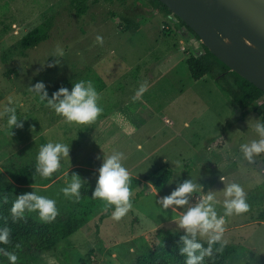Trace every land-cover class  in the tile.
<instances>
[{
    "label": "rangeland",
    "instance_id": "rangeland-1",
    "mask_svg": "<svg viewBox=\"0 0 264 264\" xmlns=\"http://www.w3.org/2000/svg\"><path fill=\"white\" fill-rule=\"evenodd\" d=\"M172 19L173 14L167 17L154 10L150 0H0V212L10 211L19 195L35 192L55 201L56 215L78 213L88 201L83 192L94 195L97 178L76 170L82 181L78 194L65 193L73 176L65 172L70 165L97 166L117 150L129 169L164 144L137 172L151 174L152 168L166 166L174 176L165 196L185 180L201 186L189 196L188 205L175 211L184 212L213 193L217 215L225 221L221 238L214 243L236 248L224 264H264V152L248 159L240 150L241 144L260 138L255 132L260 117L254 108L238 110L212 78L192 81L186 66L189 45L177 35ZM37 28H43L49 39L26 48L23 39ZM152 65L155 68L149 70ZM80 80L91 81L98 95L103 91L98 103L106 109L128 100L133 101L131 109L143 106L133 97L146 84L142 96L150 110L138 109L119 131L111 125L103 130L109 133L107 151H92L95 139L81 138L77 151L61 158L62 170L47 176L39 173L32 186L18 184L12 173L37 164L40 149L34 147V132L39 134L43 127L31 128L35 120L43 115L41 122L51 125L50 135L67 126L62 115L39 99L34 85L43 82L50 99L59 88L71 89ZM34 105L42 111L33 110ZM8 109H15L22 127L8 124ZM184 123L190 126L185 139L173 138L172 131L176 126L185 130ZM59 137L52 142L67 143L66 137ZM212 138L218 144L208 149ZM230 183L243 189L246 212L225 215L223 191ZM136 195L129 193L134 201L128 200L122 216L114 218L113 211L103 222L100 217L108 203L97 197L96 215L86 226L46 252L20 256L22 264H47L49 257L58 264H131L152 252L160 230L185 235L178 222H170L178 217L173 206L164 208L162 198L153 194L138 200ZM30 212L43 220L38 211Z\"/></svg>",
    "mask_w": 264,
    "mask_h": 264
},
{
    "label": "clouds",
    "instance_id": "clouds-1",
    "mask_svg": "<svg viewBox=\"0 0 264 264\" xmlns=\"http://www.w3.org/2000/svg\"><path fill=\"white\" fill-rule=\"evenodd\" d=\"M100 40V37H97ZM147 90L146 84H141L133 99H138ZM33 91L39 95V99L47 101V106L54 109L56 113L66 118L68 122L78 125H86L97 119L102 113L103 107L98 101L100 97L91 81L80 80L73 84L71 89L61 87L52 97L48 98V92L43 82L34 85ZM11 115L8 117L10 126L17 125L15 109H8ZM22 127V125H17ZM255 132L259 139H252L249 143L240 145L244 156L251 159L254 154L264 152V123L257 122ZM69 145L63 142H49L40 147L37 157V171L42 175H49L60 167L61 158L69 155ZM129 173L122 164V153L111 150L106 155L98 169V178L94 195L108 204L116 205L114 218H119L128 209L129 197ZM81 179L73 174L65 193L78 194L81 187ZM192 180H185L168 195L162 198L160 203L164 208L173 206L183 208L189 204V196L200 190ZM223 206L225 215L243 213L248 210L243 189L236 183L228 184L223 191ZM215 195L209 192L200 198L199 202L187 209L177 217L179 226L184 229L185 235L180 237L179 252L185 257L184 264H202L205 257L213 255V244L219 241L224 231V218L218 217L215 208ZM38 211L41 218L52 220L56 216L55 201L48 199L35 192L21 194L15 200L11 213L13 219L22 218L25 210ZM11 230L7 227H0V245L10 243ZM199 237V238H198ZM206 238L207 247L201 242ZM19 248V245H16ZM219 251V249H217ZM0 264H22L16 251H9L0 247ZM47 264H58L55 257H49Z\"/></svg>",
    "mask_w": 264,
    "mask_h": 264
},
{
    "label": "trees",
    "instance_id": "trees-1",
    "mask_svg": "<svg viewBox=\"0 0 264 264\" xmlns=\"http://www.w3.org/2000/svg\"><path fill=\"white\" fill-rule=\"evenodd\" d=\"M150 3L154 10L163 12L167 17L172 15L171 10L159 0H150ZM171 21L175 26L177 35L189 45L186 66L192 81L200 83L212 78L238 110L246 111L254 108V113L260 117V122L264 123V91L221 62L201 42L199 35L180 18L174 16ZM48 39V33L43 28H37L23 39V43L26 48H33ZM217 144L215 143V145ZM39 173L37 164L32 163L17 169L12 173V177L20 185L32 186L36 184ZM150 178L148 177L146 180ZM171 178V171L163 172L152 187L144 184L135 199L149 196L154 191L161 193ZM141 184L142 182L138 180L131 181L128 184L129 193ZM83 196L87 197L88 201L81 205L78 213L69 212L63 216L56 215L52 220H40L27 209L22 218L15 220L11 210L0 212V227L7 226L11 230L10 243L0 245V247H5L9 251H16L19 257L28 256L46 252L60 241L70 238L96 215L97 202L100 200L89 190L84 191ZM115 209L116 205L108 204L106 212L100 217V222L110 218ZM181 236L183 234L160 230L155 236L152 252L135 259L131 264H184L185 257L179 252ZM201 242L207 247V242ZM16 245H19V248ZM235 251L236 248L233 246L214 243L213 255L205 257L202 264H224L227 259L234 255ZM4 259L0 257V260ZM5 264H7L6 260Z\"/></svg>",
    "mask_w": 264,
    "mask_h": 264
},
{
    "label": "water",
    "instance_id": "water-1",
    "mask_svg": "<svg viewBox=\"0 0 264 264\" xmlns=\"http://www.w3.org/2000/svg\"><path fill=\"white\" fill-rule=\"evenodd\" d=\"M221 62L264 91V0H159Z\"/></svg>",
    "mask_w": 264,
    "mask_h": 264
},
{
    "label": "crops",
    "instance_id": "crops-1",
    "mask_svg": "<svg viewBox=\"0 0 264 264\" xmlns=\"http://www.w3.org/2000/svg\"><path fill=\"white\" fill-rule=\"evenodd\" d=\"M153 68H155L154 65H152L149 68V70H152ZM202 82H204V81H202ZM106 92L107 91H104V99L105 100H106L105 97H107ZM101 94H103V91H101L99 93L100 98H101ZM104 99H102V103H105ZM136 100L140 101L143 104V106H139L138 107L139 111H142L143 109L144 110L147 109L148 111L150 110V107L148 106V101L143 100V96L142 95H141V97H139ZM106 102H107V100H106ZM132 102H133L132 100H130V101L128 100L126 102L125 101H121V102L118 101V102H116L114 104V106H112V108H107L106 109L105 107H103V111L97 117L96 121L95 122H91V123L86 124V125H78V124H75V123L67 121L66 122L67 123L66 129H61L60 128L61 131H60V133L58 135H55V133L50 135L47 132V131H49L48 128H50L51 125L49 126L46 123H42L41 122L44 119L43 115H42L41 118H39L38 121L35 120V122L33 123V127H31V128H36L37 126H40V128L43 127V130L41 132H39V134L34 132V135H36L35 141L33 143L34 147H37V148L40 149V147L42 145H44L46 143H49V142H52V140H54V139H55V141H57V140L60 139L59 136L63 135L67 139V144L69 145V148H70V151H69V155H70V152H73V153L76 152L77 151L76 147L77 148L79 147V144L76 143V141L81 139V138L85 139L87 136H89L90 138H94L95 142L97 143V144H95L96 146L93 147L92 151H100V150H102V151L106 150L107 151L108 148L106 149V145H107V142H108L107 138L109 136V133L106 132V131H103V130H105L106 128H109L110 125H111V128L112 127L113 128L116 127L117 131H119V129L120 130L122 129V126H126L128 123H130L129 121H132V116L135 115L134 113H137V111H138L137 108H135V109H131L130 108V107H132L134 105ZM100 103H101V101H100ZM22 105L25 106L24 104H22ZM38 106L39 105H34V109L33 110L41 112L43 107H41V106L38 107ZM31 117H30V119H31ZM64 119L66 120L65 117H64ZM183 127L185 128V130H183V131H182V126H178V127L176 126V130H173V131L170 129L172 131V133H173V136H174L173 138H178L179 137L181 139H185V137L183 135H184L186 129L190 128V126H189L188 123H184ZM95 128H97L99 130L96 131ZM113 132L114 131H112V133ZM44 133L45 134L47 133V135H48V137L46 139L43 137ZM215 139L212 138L210 140V142L208 143L209 145L207 146L208 149H211V147H212L211 145H215V143H217V142H213ZM169 141L170 140H167L165 142V145H166V143H169ZM36 143H37V146H36ZM163 145L164 144H162V146H159L155 150H152L143 159L138 161L136 164H134L129 169H126L128 171V173H129V182H128V184L131 183V181H133V180H138V181L143 183L138 188L133 190L134 192L139 193L142 190L141 186H144V184H148V185H150L152 187L154 185V183L158 180V178L163 174V172L167 171V167L166 166L162 167V165H160V167L152 168L153 170H152L151 174H147V173L143 174V173L137 172L138 168L141 165H143L145 162H148L149 160H151V158H153L155 155H157L160 152L161 149H163ZM211 152H212L211 153V155H212L213 151L211 150ZM69 155H68V157H69ZM166 159H167V157L164 156L163 157V161H162V163L164 165H166V163H168V160H166ZM100 166H101V163L98 164L97 166H83V165H80V164H73V165H70L68 167V169L65 170V172H66V174H74L76 170H83V171H85L87 173V175L90 178L95 179V178H98V169H99ZM59 168L61 169V167H59ZM173 176L174 175L172 173V178H171L170 182L168 183L166 188L161 193H157V192L154 191L151 194L157 196L159 199L163 198L165 196L166 192H169L168 188H169V184L173 180ZM148 177H151V178L149 180H146ZM153 177H155V178H153ZM133 191H131V192H133ZM128 200H133L134 201V198L133 199L132 198L131 199L128 198ZM175 212L178 214V217L183 213V211H180V210H176ZM176 218L172 219L170 222H172V223L178 222Z\"/></svg>",
    "mask_w": 264,
    "mask_h": 264
}]
</instances>
